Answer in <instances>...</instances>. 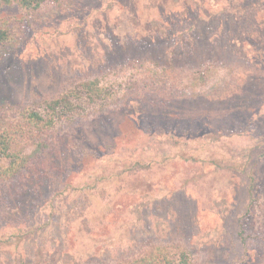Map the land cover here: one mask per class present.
Instances as JSON below:
<instances>
[{
    "label": "rangeland",
    "instance_id": "rangeland-1",
    "mask_svg": "<svg viewBox=\"0 0 264 264\" xmlns=\"http://www.w3.org/2000/svg\"><path fill=\"white\" fill-rule=\"evenodd\" d=\"M19 4L0 2V129L86 82L100 93L20 145L0 264H144L155 247L264 264V0Z\"/></svg>",
    "mask_w": 264,
    "mask_h": 264
},
{
    "label": "trees",
    "instance_id": "trees-1",
    "mask_svg": "<svg viewBox=\"0 0 264 264\" xmlns=\"http://www.w3.org/2000/svg\"><path fill=\"white\" fill-rule=\"evenodd\" d=\"M11 1L12 0H0V2L7 4ZM17 1L20 2L19 5L25 9L37 8L43 2V0ZM8 42V31L0 27V46ZM82 87L83 88L77 89V91H75V89L65 91L43 101L39 108H24L17 113L15 120L2 126V129H0V162L5 158L8 163L6 165L0 163V182H7L11 175L17 174L21 168L29 164V156L22 154L20 145L36 142V147L39 148L42 143L37 140L38 138L41 141L42 139L40 138L42 135L56 128L65 118L67 119V117L77 113L78 109L84 110L86 107L81 106V102H84L85 99L90 102L89 100H93L94 94L98 95L97 93H100L97 80L86 82L82 84ZM30 170L32 171L33 167ZM30 170L26 168V171L31 173ZM158 254L162 255V257H157ZM150 255L151 257L142 255V258L145 256L144 259H142L144 264H153V262L154 264H161L158 263V260H163V262L166 263L168 261V264H174L176 261L174 258L173 260L171 257L169 258L168 253H166L165 249L162 247L153 248ZM183 255L184 253H181L177 256L178 260H181ZM169 260L172 262L170 263ZM115 264L133 263H123L122 261Z\"/></svg>",
    "mask_w": 264,
    "mask_h": 264
}]
</instances>
